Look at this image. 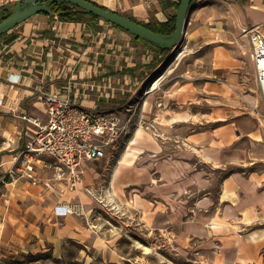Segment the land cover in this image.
I'll use <instances>...</instances> for the list:
<instances>
[{
    "label": "crops",
    "instance_id": "0c3cea01",
    "mask_svg": "<svg viewBox=\"0 0 264 264\" xmlns=\"http://www.w3.org/2000/svg\"><path fill=\"white\" fill-rule=\"evenodd\" d=\"M90 1L143 23L164 22L177 10L164 0ZM196 4L185 40L210 53L212 77L199 93L168 90L163 96L184 106L172 115L166 104L160 111L178 119L179 130L190 118L197 128L173 140L137 128L120 158L83 160L73 185L42 161L37 184L0 182V264L29 253L56 255L65 240L79 245L74 259L86 264H264V97L244 32L264 35V0ZM163 59L103 19L38 12L10 29L0 37V174L26 141L23 116L47 119L38 89L64 91L117 116L126 92L142 79L150 83ZM200 102L208 110L196 108L188 118L187 103ZM98 196L102 204L93 200ZM63 204L81 211L64 214ZM158 235L163 254L155 250ZM123 240L133 253L121 250Z\"/></svg>",
    "mask_w": 264,
    "mask_h": 264
},
{
    "label": "built area",
    "instance_id": "2783aa9c",
    "mask_svg": "<svg viewBox=\"0 0 264 264\" xmlns=\"http://www.w3.org/2000/svg\"><path fill=\"white\" fill-rule=\"evenodd\" d=\"M244 32L252 44L250 56L264 97V35L256 28ZM36 98L43 105L47 119L40 122L23 116L30 124L24 131L26 141L15 162L0 174V182L24 179L37 184L42 161L53 170L55 178H66L73 185L78 181L83 160L113 158L121 131L117 116L106 114L97 103L90 107L78 104L64 91L38 89ZM61 210L64 214H79L81 208L63 204Z\"/></svg>",
    "mask_w": 264,
    "mask_h": 264
},
{
    "label": "rangeland",
    "instance_id": "374dc122",
    "mask_svg": "<svg viewBox=\"0 0 264 264\" xmlns=\"http://www.w3.org/2000/svg\"><path fill=\"white\" fill-rule=\"evenodd\" d=\"M15 0L9 1V6L12 8ZM198 4L195 6L197 7ZM118 12H121V7L118 8V5L115 6ZM126 10V9H124ZM174 13V12H173ZM185 36V35H184ZM183 46L182 55L173 59L170 63H168L166 69L164 70V75L161 78L159 85L156 90V94L154 96L148 95L151 93L152 89L155 87L150 85V83L146 79H142L143 77L139 75L140 79L143 81L141 83L135 84L132 86L133 90L136 86L138 89L135 92L128 90L126 93L129 97V101L122 108V111L117 115V125L120 128V137L118 143L115 145L114 157L120 158L128 149V145L132 138V134L136 131L137 128L144 129L151 136L155 138H164V139H176L177 136L181 133H190L191 130L196 129V124L194 118H190L184 128L179 130L178 128V119L170 120L168 119V114L162 116V112L160 109L164 110V104L167 105V108L171 110V115L181 109L179 106L183 107L184 103L181 101L174 102L172 98L169 96H163L168 93V90L173 95L174 91H178V88L181 86H186L188 92H196L199 93L202 91L201 85L212 77V69L210 66V53L208 51H200V44L192 39L185 40L181 43ZM173 54H168L158 65L157 72H160L164 63L167 59L172 57ZM156 72V73H157ZM139 79V80H140ZM156 97H159L155 100ZM165 97V99H164ZM168 97V98H167ZM172 97V96H170ZM153 100H155L153 110ZM160 102V103H159ZM170 105H169V104ZM196 107L194 103H187V117L195 115L196 108H199L200 111L206 112L208 110V106L204 104V102H200ZM185 109V108H184ZM155 114H159V118L153 117ZM186 117V116H185ZM186 117V119H187ZM172 118V117H171ZM178 118V116H177ZM191 121L193 123H191ZM167 122V123H166ZM114 161V160H113ZM93 168L96 171H99L102 174V164L95 163ZM100 201L102 204V196H98L93 200ZM101 226V224H100ZM160 233L159 231H157ZM155 250L159 251L158 254L164 253V248L162 245L161 236H156ZM129 244L123 240L120 247L121 250H128V252L133 253L134 250L129 249ZM80 250L79 245L73 242L63 241L62 245L59 246L58 253L56 255H52L50 253H35V254H27V255H19L16 257L14 261H6L2 264H86L83 263L82 260L76 261L74 258L77 255V252ZM57 257V258H55ZM79 257V256H78ZM89 260V257H87ZM91 264H102L96 260H92ZM156 264H163L162 262Z\"/></svg>",
    "mask_w": 264,
    "mask_h": 264
},
{
    "label": "water",
    "instance_id": "95a60500",
    "mask_svg": "<svg viewBox=\"0 0 264 264\" xmlns=\"http://www.w3.org/2000/svg\"><path fill=\"white\" fill-rule=\"evenodd\" d=\"M51 2H65L76 6L85 13H91L161 49L170 50L169 54H174L175 50L184 41V31L187 27L189 15L196 5V0H179L175 13L174 31L169 34H162L152 31L140 22L132 20L120 13L100 7L90 0H15L10 14L0 20V35L8 32L20 22L38 12L54 15V12L49 8Z\"/></svg>",
    "mask_w": 264,
    "mask_h": 264
},
{
    "label": "trees",
    "instance_id": "16d2710c",
    "mask_svg": "<svg viewBox=\"0 0 264 264\" xmlns=\"http://www.w3.org/2000/svg\"><path fill=\"white\" fill-rule=\"evenodd\" d=\"M166 5H171L174 8L177 9L179 0L177 2L171 1V0H164ZM99 6V5H98ZM103 7V6H100ZM49 8L54 12V14L57 16L58 19L65 20V21H94V20H99L97 16L91 14V13H85L82 9L73 6L71 4L65 3V2H51L49 5ZM105 8V7H103ZM11 7L9 6V3L3 4L0 6V20L4 19L6 16H8L11 12ZM60 12V13H59ZM59 13V14H58ZM175 15H171L168 17V19L164 22H148V23H143L140 22L142 25L146 26L152 31L162 33V34H169L174 31L175 28ZM111 25L117 27L116 25L110 23ZM119 28V27H118ZM128 32V31H126ZM129 33V32H128ZM3 33L2 35H4ZM0 35V37L2 36ZM132 35V38L135 42H143L145 43L150 49H152L154 56L157 60H161L165 57L168 56L169 51L168 49H161L150 42Z\"/></svg>",
    "mask_w": 264,
    "mask_h": 264
},
{
    "label": "bare ground",
    "instance_id": "6f19581e",
    "mask_svg": "<svg viewBox=\"0 0 264 264\" xmlns=\"http://www.w3.org/2000/svg\"><path fill=\"white\" fill-rule=\"evenodd\" d=\"M183 45L181 44L180 47L175 50L174 54L172 55V57H170L169 59L166 60V62L164 63V66L162 67L161 71L158 72L151 80H150V85H152L153 87H155V85L158 83L159 79L163 76L164 74V70L166 69L168 63H170L173 59H177L179 58L182 53H183ZM128 154V152L126 153Z\"/></svg>",
    "mask_w": 264,
    "mask_h": 264
}]
</instances>
